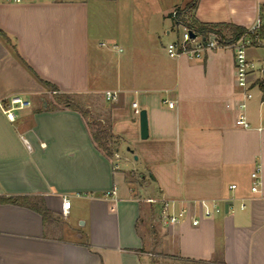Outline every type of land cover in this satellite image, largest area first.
I'll return each mask as SVG.
<instances>
[{"label":"crops","instance_id":"0c3cea01","mask_svg":"<svg viewBox=\"0 0 264 264\" xmlns=\"http://www.w3.org/2000/svg\"><path fill=\"white\" fill-rule=\"evenodd\" d=\"M190 1L113 0L120 23L104 29L89 0L0 3V28L11 41L0 36V100L20 95L32 103L14 120L0 107V264H160L155 256L264 264V42L247 48L256 67L245 77L230 48L169 57L166 46L177 38L170 14ZM262 6L199 0L193 16L248 28ZM16 52L78 106L99 99L114 157L95 141L90 120L57 103ZM107 90H118V99L107 101ZM134 102L147 111V139ZM125 147L138 167L119 162L129 164ZM258 167L261 188L253 193ZM20 197L44 204L49 220L28 204L3 201ZM145 198L176 200L177 208L187 200L236 201H221V212L197 226L191 218L167 226L160 204ZM200 215L192 206L191 217Z\"/></svg>","mask_w":264,"mask_h":264},{"label":"built area","instance_id":"2783aa9c","mask_svg":"<svg viewBox=\"0 0 264 264\" xmlns=\"http://www.w3.org/2000/svg\"><path fill=\"white\" fill-rule=\"evenodd\" d=\"M52 0H0V3H10V4H21V3H41L48 2ZM173 24L177 31V38L171 41L166 46V51L171 58H181L184 56L190 58H200L206 53L221 49L230 48L235 53V66L237 71L242 77H245L249 70L255 69V64L247 58V48L251 46H256L254 41H257L252 35L255 33L257 28L263 24L264 20L259 14L257 20L248 27V31L241 35L240 37L233 40L223 39L217 32H211L207 37L197 34L193 29L185 25L179 18L176 8L172 11L170 15ZM192 33L196 36L193 37ZM261 71L264 75V66L261 67ZM53 94L57 91H52ZM118 90H107L104 93V97L107 101H116L119 97ZM247 97H252L251 93L246 94ZM32 105L31 101L20 95H12L6 99L0 100V107L3 112L10 120L16 118V112ZM174 103L169 102V106L173 107ZM133 108L136 114H140V109L137 102L133 103ZM244 123V121L242 122ZM246 125V123H245ZM260 167H258L252 174L253 184L251 190L253 193L260 192L261 188V176ZM236 184L231 185V189H235ZM145 202L148 203H159L160 208V221L167 226H176L188 218H191L192 225L197 226L201 222V218H212L216 213L221 212V201H230L231 204L236 201L235 198L232 199H198V200H187L185 205L177 208V201L170 200L167 198H145ZM71 206L70 199L67 196L63 198V212L65 215L69 213ZM196 206L201 209L200 216L191 217V207ZM231 208H233L231 206ZM239 208L244 210L246 208V203L244 199L240 200Z\"/></svg>","mask_w":264,"mask_h":264},{"label":"trees","instance_id":"16d2710c","mask_svg":"<svg viewBox=\"0 0 264 264\" xmlns=\"http://www.w3.org/2000/svg\"><path fill=\"white\" fill-rule=\"evenodd\" d=\"M199 0H191L188 4H186L184 7H177V14L178 18L188 27L193 29L197 34L202 35L204 37H207L209 33L211 32H217L220 34V36L223 39L226 40H233L241 35L245 34L248 29L240 26H235L233 24H225V23H204L196 20L193 16L194 11L197 8ZM171 15V14H170ZM260 15L262 19L264 20V6L261 7L260 10ZM0 36L8 43H10V38L7 36L3 30L0 28ZM254 38L257 39V41H254V44L256 46H259L263 44L264 42V22L261 24L255 33L252 35ZM14 49L15 46H14ZM17 53V52H16ZM18 54V53H17ZM18 57L22 60L20 55L18 54ZM23 61V60H22ZM25 65L33 72V70L26 64L25 61H23ZM33 74L43 83H46L48 86H51L53 90H58L55 86H52L48 82H44L41 80L34 72ZM56 102L66 106V107H71L74 109H79L83 115L87 118L88 111L83 110L80 106H78L72 99L71 96L67 94H60L57 93L54 95ZM110 123H103L102 121L98 120H90L89 122V127L92 131L93 137L97 144L103 149L106 155L109 157H113L115 151H116V144L113 142V136L111 134V127ZM3 201L6 202H13V203H23V204H28L32 208L36 209L38 212H40L43 216V219L46 221L49 220V210L45 207L44 204H39L35 200L33 201L32 198L30 197H20V198H8L4 199ZM178 261V264H201L203 262L194 260V259H189V258H175Z\"/></svg>","mask_w":264,"mask_h":264},{"label":"rangeland","instance_id":"374dc122","mask_svg":"<svg viewBox=\"0 0 264 264\" xmlns=\"http://www.w3.org/2000/svg\"><path fill=\"white\" fill-rule=\"evenodd\" d=\"M90 2V5H91V10H92V13H93V16H94V19H97V20H101L103 21L102 23V27H98V28H105L103 27L104 24L107 25V23H111V25H113V27L115 28V25L118 27L119 23H120V18H119V12H118V6L116 5V3L113 2V0H89ZM106 21V22H105ZM107 32V31H106ZM106 32H104V30H100V31H97V33H99V38L98 39H106L107 37L105 36L106 35ZM96 98H94L95 100ZM80 100V99H79ZM81 101V100H80ZM78 101L79 103H82L83 105H81V108H83V110H86L88 111V114H87V118L89 120H95V121H98L99 118L101 117H105V112H103V109L101 107H99L98 105V101L99 99L95 100L93 102V105H89L88 102H84V101ZM91 104V103H90ZM107 119H105L106 121ZM127 147V146H126ZM125 147V153L128 158H129V164L127 165H124L123 163H125L124 161H119V162H122V166H126L127 167H130L131 163L133 166L131 167H135L139 165V163H137L135 161V156H132L130 155L129 153H127V148ZM114 157V156H113ZM77 211L76 209V206L75 204L73 205V209H72V212L75 213ZM80 223V222H79ZM155 258H157L160 262V264H178V262L174 259H171V258H166V257H158V256H155Z\"/></svg>","mask_w":264,"mask_h":264},{"label":"water","instance_id":"95a60500","mask_svg":"<svg viewBox=\"0 0 264 264\" xmlns=\"http://www.w3.org/2000/svg\"><path fill=\"white\" fill-rule=\"evenodd\" d=\"M193 37L196 36L195 33H192ZM140 129H141V138L147 139L149 136V126H148V118H147V111L145 109H142L140 111ZM135 159H137V156H135Z\"/></svg>","mask_w":264,"mask_h":264}]
</instances>
